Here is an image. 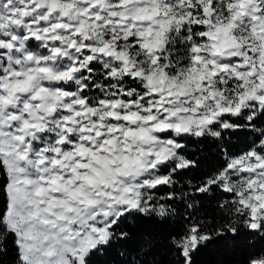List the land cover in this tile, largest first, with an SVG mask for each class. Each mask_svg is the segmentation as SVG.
I'll return each instance as SVG.
<instances>
[{"label":"snow or ice","instance_id":"snow-or-ice-1","mask_svg":"<svg viewBox=\"0 0 264 264\" xmlns=\"http://www.w3.org/2000/svg\"><path fill=\"white\" fill-rule=\"evenodd\" d=\"M208 250L264 264V0H0V264Z\"/></svg>","mask_w":264,"mask_h":264},{"label":"trees","instance_id":"trees-1","mask_svg":"<svg viewBox=\"0 0 264 264\" xmlns=\"http://www.w3.org/2000/svg\"><path fill=\"white\" fill-rule=\"evenodd\" d=\"M208 156H209V159H208L209 164H216L219 162L215 158L214 151L208 153ZM227 258H228V254L224 250H220L219 252L208 250L200 255V257L198 258V261H199V264H216V262L225 260ZM101 264H103V261H101Z\"/></svg>","mask_w":264,"mask_h":264}]
</instances>
